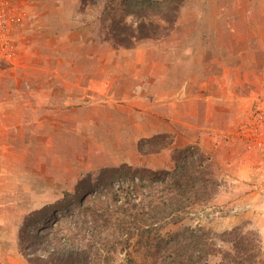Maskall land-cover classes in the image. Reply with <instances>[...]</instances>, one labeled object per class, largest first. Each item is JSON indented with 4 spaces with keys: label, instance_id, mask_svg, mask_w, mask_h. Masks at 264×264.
I'll list each match as a JSON object with an SVG mask.
<instances>
[{
    "label": "rangeland",
    "instance_id": "obj_1",
    "mask_svg": "<svg viewBox=\"0 0 264 264\" xmlns=\"http://www.w3.org/2000/svg\"><path fill=\"white\" fill-rule=\"evenodd\" d=\"M9 2L23 14L24 6H31L29 15L47 18L52 29L43 34L48 50H42L40 36L16 34L20 42L16 58L0 65V92L9 93L11 104L24 111L19 124L1 127L0 121V264H29L19 238L25 216L73 193L87 173L123 163L173 169L172 150L191 144H199L211 156L223 185L203 209L163 233L193 226L220 234L246 225L260 232L264 261V90L251 94L246 88L227 89L224 82L212 80L208 72L213 69H206L211 62L207 56H216L218 43L229 41L230 30L240 31L260 20L253 16L249 20L247 14L264 13V0H184L178 24L168 37L143 41L133 49H115L101 33L109 0ZM45 5L53 11L47 17L42 16ZM71 30L80 31L77 45L68 44L75 36ZM204 40L206 57L200 66L194 60L190 64L196 57L194 42ZM138 51L148 60L139 80L126 72ZM44 54L53 65L42 61ZM228 54L229 63L238 64ZM163 61L170 77H165L163 65H157ZM32 67L37 77H43L36 83L28 80ZM190 76L202 83L190 86ZM204 82L214 85L212 92ZM17 89L23 96L13 103ZM201 101L212 109L207 112ZM163 103H172L171 110ZM180 104L186 107L182 116L174 108ZM193 105L196 114L191 112ZM157 118L174 129L169 133L174 137L172 149L141 155L138 142L158 133L145 136L159 124ZM70 234L65 233L71 238ZM127 255L119 254L118 263L124 264ZM218 259L212 258L210 264H219Z\"/></svg>",
    "mask_w": 264,
    "mask_h": 264
},
{
    "label": "trees",
    "instance_id": "obj_2",
    "mask_svg": "<svg viewBox=\"0 0 264 264\" xmlns=\"http://www.w3.org/2000/svg\"><path fill=\"white\" fill-rule=\"evenodd\" d=\"M90 1L98 2L82 4ZM109 2L104 39L115 49H133L168 37L184 0ZM173 144V135L157 133L140 139L138 150L144 156L158 154ZM171 160L173 169L128 163L97 169L84 175L73 193L29 213L19 231L28 263L119 264L117 256L128 253L124 264H210L214 257L219 264H264L263 238L246 225L220 234L193 226L163 233L203 209L223 185L199 144L173 149Z\"/></svg>",
    "mask_w": 264,
    "mask_h": 264
},
{
    "label": "crops",
    "instance_id": "obj_3",
    "mask_svg": "<svg viewBox=\"0 0 264 264\" xmlns=\"http://www.w3.org/2000/svg\"><path fill=\"white\" fill-rule=\"evenodd\" d=\"M29 1L31 2L32 0H29ZM42 1H47V0H42ZM73 1L76 2L78 0H73ZM24 7H25L24 10H25L26 14H23L22 12L21 13L18 12L17 9L15 7H13L14 13H15L14 14V22H13V25H14L13 31H14V37L17 41V49H19L20 42H18L16 34L19 33L18 34L19 37L22 34L25 37H28V36L33 37L35 35L40 36L42 38V41L44 42V45L41 47L42 50H44V49L48 50L49 45H46L48 43H46L43 34L49 33V31L52 28L50 27L47 18H41V17H37V16L32 18L29 15L31 8H28L31 6H24ZM46 9H48V7L46 5L43 6L42 16L47 17V16H49L48 12H53L52 10L47 11ZM251 16L259 17L260 20L254 21L252 25L248 24L246 27H243L242 30H240V31H239V29L230 30L229 33L232 35L230 36L229 41L224 43V45H222L221 43H218V46H217L218 52H217L216 56H214V58L212 55H211V57H209V55L207 56V61H211V62H207L208 66L206 69L208 71L213 69L214 72H208L212 76V80L218 79V81L221 84L224 82V84H226L228 87L227 89L238 88L237 91H241V90L243 91L246 88L248 90H251V92H252L251 94H255V93H260V92H262V90H264V13H261L259 15L258 14L257 15L247 14V17L249 20L251 19ZM41 22L43 24H41ZM63 22L68 25L67 22H65V21H63ZM249 23H250V21H249ZM59 27H60V25H59ZM61 27L63 28V26H61ZM196 30H198V27L196 28ZM235 31H236V34H234ZM213 32L214 31H209V33H213ZM215 32L219 33V30H217ZM70 33L72 35H75V36L72 37L73 42H68V44L69 45H72V44L77 45L76 44L78 42L77 38L82 39V37L80 36L81 35L80 31H77V30L72 31L71 30ZM205 35H206V32H204L203 36H205ZM207 35L209 36V34H207ZM83 39H84V37H83ZM26 40L28 41V46L33 44L32 40L30 38H27ZM194 44H195L194 46H195V51H196V57H195V59H190L191 61H189V63L194 60L196 62V64L199 65V63L203 62V61H201L202 58L206 57L207 52H208V48L206 46V40L199 41V42L195 41ZM137 54H139V55L136 56ZM227 54L230 56H234V60L238 61V64H235V65L230 64L228 61V58L225 57ZM40 55H42V54H40ZM142 56L143 55L141 53H139V51H138V53L133 55V58H130V60H131L129 63L130 65H126V66H131V67H129L130 71H129V68H127L128 70L126 72L130 76H132V75L136 76V78H138V80L140 78H143L142 77V75H143L142 74V70H143L142 67H143V64L148 62V60H146L145 57H142ZM230 56H229V59H231ZM49 58L50 57L48 55L44 54L42 56V61L45 62L46 65L47 64L53 65L52 61H50ZM93 58H95V55H93ZM181 60H182V58L180 59V61H177L178 63H176V64L181 66V64H182ZM203 60H205V59H203ZM150 62H152V60ZM163 63L164 64L158 63L157 65L158 66L163 65L164 71L166 72V73H164L165 77H166V75H168V77H170L172 73H171V71L169 73H167L168 69L165 67V64H167V63H165V61H163ZM33 70L34 69L32 67V72L29 73L28 80L34 81L36 83L39 78H43V77H41V76L37 77V75H39V74H37L36 72L34 73ZM44 78H46V80H47L46 75L44 76ZM190 79H191V83L188 81L190 86H192V85L194 86L195 84L199 85V83H202L201 80L199 79V77H197V76H195V77L190 76ZM49 80L51 82H53V77H50ZM204 83L209 84L207 86L208 92H212L211 88H215L214 85L211 83H208V82H204ZM137 89H138V87H137ZM187 90L188 91H186L187 92L186 95L189 96V92L191 91L190 87ZM221 91H223V90L221 89ZM191 93L192 92H190V94ZM243 95H244V93H243ZM21 96H23V95H21V92L19 91V89L15 90V92L12 94V97H15L14 100L12 98V100L14 101L13 103H16V101L18 99H20ZM201 96L203 97L205 95L200 93V97ZM135 98H136V96L134 93V99ZM5 99L7 101L4 102ZM189 99L182 101V102L189 101ZM205 99H207V98L203 97V100H205ZM10 100H11V97H9V93L4 94V93L0 92V121L2 123L1 127L13 125V124L14 125L19 124L20 123L19 118L21 116V113L24 112L23 110L20 111V109L15 107V105L11 104ZM190 100H192V99H190ZM202 103L206 106V108H208L206 110L207 112L210 111V108L212 109L211 104L209 102L201 101V105H203ZM163 104H164V107H163L164 109L171 110L172 103H169V104L163 103ZM174 108H175V112L178 114V116H182L183 111L184 112L186 111V107H183V105H181V104L179 107H178V105H175ZM196 108H197L196 105L191 106V109H192L191 112L193 114L197 113ZM226 108H227V106H226ZM157 121L159 122V124H157L155 126V128H152L151 133L149 135H145V136H151L156 132H158V133H161V132L172 133V131L174 130L173 127H170L169 124L165 123V121H166L165 119H162V120L158 119Z\"/></svg>",
    "mask_w": 264,
    "mask_h": 264
},
{
    "label": "built area",
    "instance_id": "obj_4",
    "mask_svg": "<svg viewBox=\"0 0 264 264\" xmlns=\"http://www.w3.org/2000/svg\"><path fill=\"white\" fill-rule=\"evenodd\" d=\"M14 9L9 0H0V62H11L17 56L14 37Z\"/></svg>",
    "mask_w": 264,
    "mask_h": 264
}]
</instances>
